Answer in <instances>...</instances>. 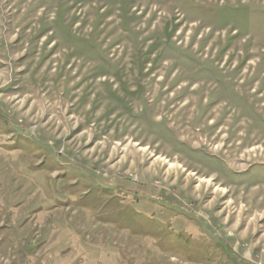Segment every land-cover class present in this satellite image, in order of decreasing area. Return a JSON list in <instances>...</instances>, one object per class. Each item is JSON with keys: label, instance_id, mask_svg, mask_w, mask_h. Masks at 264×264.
<instances>
[{"label": "rangeland", "instance_id": "obj_1", "mask_svg": "<svg viewBox=\"0 0 264 264\" xmlns=\"http://www.w3.org/2000/svg\"><path fill=\"white\" fill-rule=\"evenodd\" d=\"M0 264H264V0H0Z\"/></svg>", "mask_w": 264, "mask_h": 264}]
</instances>
